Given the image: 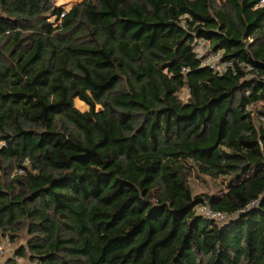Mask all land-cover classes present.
Listing matches in <instances>:
<instances>
[{
  "label": "trees",
  "instance_id": "16d2710c",
  "mask_svg": "<svg viewBox=\"0 0 264 264\" xmlns=\"http://www.w3.org/2000/svg\"><path fill=\"white\" fill-rule=\"evenodd\" d=\"M80 1L0 0V242L30 264H264V7Z\"/></svg>",
  "mask_w": 264,
  "mask_h": 264
},
{
  "label": "built area",
  "instance_id": "2783aa9c",
  "mask_svg": "<svg viewBox=\"0 0 264 264\" xmlns=\"http://www.w3.org/2000/svg\"><path fill=\"white\" fill-rule=\"evenodd\" d=\"M256 7L263 8L264 7V0H258ZM62 18V16H61ZM193 53L195 58L201 61L202 66L209 67L211 70L222 73L226 71L228 68L232 69V63L229 61H222V53L219 51L213 52L211 51L210 43L204 39L196 40L192 44ZM183 72H185L183 70ZM4 146L2 142H0V147ZM21 174V171L17 172ZM201 213L205 214L206 216L219 220L222 219L220 214L212 213L208 208H202ZM9 244L8 240L0 242V261L3 257L2 252L3 248L7 247ZM8 259V258H7ZM0 264H3L0 262Z\"/></svg>",
  "mask_w": 264,
  "mask_h": 264
},
{
  "label": "rangeland",
  "instance_id": "374dc122",
  "mask_svg": "<svg viewBox=\"0 0 264 264\" xmlns=\"http://www.w3.org/2000/svg\"><path fill=\"white\" fill-rule=\"evenodd\" d=\"M80 2V0H55L56 6H60L65 12H69V10L73 6L79 4ZM183 95H185V93H183L182 96ZM74 104L76 108L81 112L88 109L85 105L81 104L78 101H75ZM189 187L192 193L195 195L201 193H217V187L214 186V183L212 181L204 177H196V174L194 172L189 178ZM17 246L18 244L9 242L8 246L3 248V252L1 254L3 255V257L0 262L3 264H30L26 259H22L19 257L15 258L14 251L16 250ZM10 259H12V261H8Z\"/></svg>",
  "mask_w": 264,
  "mask_h": 264
}]
</instances>
